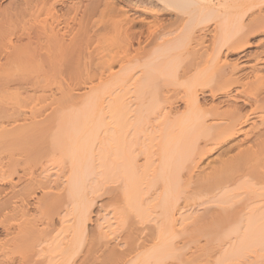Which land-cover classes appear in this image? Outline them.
I'll return each mask as SVG.
<instances>
[{
  "label": "bare ground",
  "instance_id": "1",
  "mask_svg": "<svg viewBox=\"0 0 264 264\" xmlns=\"http://www.w3.org/2000/svg\"><path fill=\"white\" fill-rule=\"evenodd\" d=\"M95 1L13 0L11 10L34 12L32 22L40 30L26 40L18 27L0 34V184L8 186L1 189L0 264H83L89 258L95 264L100 257L105 264H192L197 256H185L175 240L194 238L188 246H195L206 230L204 243L219 250L216 264L241 260L250 249L257 254L256 247L264 248V216L250 217L242 237L234 210L220 209L223 216L208 208L207 215L182 220V231L177 212L192 200L216 196L222 205L231 196L226 183L209 191L187 185L214 162H201L200 144L231 151L264 122V45L245 53L249 35L264 32V0ZM96 13L118 22L110 37H99L104 46L94 63L82 49L92 41L85 19ZM166 15L173 21L166 23ZM117 23L147 28L146 45L132 47L128 31L135 29L120 26L124 33L119 32ZM209 25L212 53L205 54L198 35ZM223 49L245 58L244 76L236 77L238 64L227 67ZM234 84L232 97L246 98L258 112L254 117L239 119L235 108L222 117L216 106L201 107L200 90L226 94ZM236 136L242 138L229 143ZM46 163L56 169L53 179L47 178ZM36 190L42 198L31 204ZM97 196L109 199L102 204L109 218L103 219L107 229L98 224L102 228L93 238L87 223ZM56 219L69 224L64 232L54 228ZM212 246L203 244L205 256Z\"/></svg>",
  "mask_w": 264,
  "mask_h": 264
},
{
  "label": "rangeland",
  "instance_id": "2",
  "mask_svg": "<svg viewBox=\"0 0 264 264\" xmlns=\"http://www.w3.org/2000/svg\"><path fill=\"white\" fill-rule=\"evenodd\" d=\"M10 1H11V3H10ZM12 1L13 0H0V34L1 33H6L7 31H9L10 29H13L14 27H18L19 30H20L19 32H20V34H21V36L23 37L24 40H26L27 38H34L36 36V34L39 32L40 29H39L38 26L36 27V25H38L37 23H33L34 22L33 19L35 17L34 16H32V17L30 16V15H33V14H30V12H32V11L29 12L28 11L29 9H23V10H20V13L22 14V15H20L19 12H15L14 10H11ZM93 2H94V0H93ZM95 2H97V0ZM130 2L135 3L133 1H130ZM98 8L100 9L101 6L100 7L98 6ZM58 9H61V7L58 6ZM102 9L103 8H101V10ZM26 10H27V12H26ZM11 11H13V12H11ZM14 12H15V14L17 13L20 16H18L17 14L16 15L15 14L13 15ZM32 13H34V12H32ZM166 16H164V20L167 19V18L168 19L165 20V22L166 21L169 22V20H172L173 21L172 17H170L168 15H166ZM114 19H116V20H114ZM114 19L111 18L109 15H101L100 13H98V14L96 13L94 15V17L93 16L91 17L90 21L87 18L85 19V20H87V23L84 20V22L86 23L84 30L86 29L85 30L86 31V34L88 33L91 36V40H92L91 43H90V45H89L90 48H88L86 52H85V49L84 48L82 49L84 51V54H85L84 56L87 57V60H88V57H89L94 62V59L96 60V58H99L100 57L99 56L100 55V48H101V46H104V45L101 44V40H99V37H105L106 38V37H110L112 35V27L114 26L113 23L115 21H117V18H114ZM168 22H166V23H168ZM126 25H128L127 26L128 28L127 27L125 28ZM126 25L118 24V28L120 29V26H121L123 29L125 28L124 31L127 32L126 31L127 29H130L131 26H134L133 24L131 26L129 24H126ZM135 25L136 26L133 27V29H135V31L133 29H130V30H133V31H128V34L129 35H132V36H130L131 38L130 37H128V38L131 39V43L133 45L132 47L137 48L138 46H140V45H138V43H140V44L142 43L141 44V47L143 46V44L146 45L145 44L146 43V39H147V35L146 34H148V32L146 31L147 28L142 31V29L140 28L141 24L136 23ZM209 26L207 27V29L206 28L203 29V31L201 33H199L200 35H198V38L201 39V41L203 39L202 42L204 43L203 45H204V48L205 49L202 48L203 46L202 47L200 46V47L202 48V51L201 52L202 53H205V54L208 53V52L212 53V49L210 47H212L211 46V38H212L211 36H212L213 27L211 25H209ZM122 28L120 30H122ZM119 32H123V30L122 31H119ZM130 32H132V33L134 32V33L133 34L132 33L130 34ZM141 32H143V35H142ZM140 33H141V35H140ZM86 34H85V36H86ZM136 34H138V36ZM143 36H144L145 39L143 38ZM137 37H139V38H137ZM171 37H172V35H171ZM202 37H204V38H202ZM132 38H133L134 42H132ZM248 39H249L248 40V42H249L248 46L249 47L246 46L245 53H254L256 51L258 52L259 50H261L263 48V45H264V32L263 31L262 32L259 31V33H258V31H256V33L255 32H252L249 35V38ZM85 46H83V47H85ZM200 47H199V49H201ZM83 51H82V53H83ZM223 52H225L226 55ZM223 52H222V55L221 56L223 58L224 55H225L224 58H226L225 60L228 62L227 64L230 63L231 66L233 64L234 65L235 64H238L237 65L238 68L235 69V72H234L235 75H236V77L237 76H240V75L241 76H244V73H246V70H245V68H242V63H243V61H245V58H240V52H238V53H231L230 52L229 53V52H226L225 49H223ZM97 56H99V57H97ZM253 59H254L253 57H249V59L246 60V61L252 62ZM230 64L227 67H229ZM231 66L229 68H232L233 67V66L232 67ZM66 69L67 68H65L64 73L65 72L67 73ZM68 73H69V71H68ZM66 76H67V74H66ZM237 87H238V85H235L234 84V85H232V87H230L231 90H230V88H228V91L226 93L227 95L226 94H222V93L220 94L219 92L218 93L216 92V94H214V96L211 95L212 97L207 95V91L204 92V91H201L200 90L198 92V96H199L198 99H199V102L201 104V107L204 110H208V111H210L209 109H211L212 107L214 108V109L212 108L213 110H215V108L217 107V108H219L218 109L219 111L216 112L217 114L216 113L215 114L219 116L222 113L221 114L222 117L225 116V113H227L226 114V117H227L228 116V113H229V112H223V111L234 110V108H235V110L237 109L236 112H234V115H236L235 117H238L239 119H243V118L245 119L246 117L248 118V116H249L248 119H250V118H252V115L254 117V115H256L258 112L255 113L253 111L254 110V107L252 105L248 104V102H246V101H248L246 98H244V97L241 98L240 97V99H241L240 100L239 98H236L235 99V97H232V96H235V89ZM228 96L231 97V98H229ZM262 96H264V94ZM233 98H234V100H233ZM261 103L264 104V101L263 102L261 101ZM219 112H220V114H219ZM205 113H207V115H209V117H212L211 115H215L214 112H209V114H208V112H205ZM256 125L257 126L255 127V129L253 128L254 131L251 130L252 131L251 136H248V138L245 139L246 141L244 140L243 143H241L239 146H236V147L232 148L231 151H228L227 150V151L223 152V150H225V149L224 148H220V149L214 150V151L211 150L212 151L211 152L210 149H208V147L204 146V143H203V145H202V143L200 144L201 152H202L201 154H203V157L201 156L202 158H200L201 162L203 161L202 163H205V162H207L208 160H211V159H214V162L210 166H208L207 168H205L204 170H199L200 173L197 170V172H198L199 175L197 176V174H195V179H196V176H197L198 182H196L197 179L196 180L194 179V181H195L194 183L193 182L190 183V184L187 183V185L193 184V186L191 185L193 187V191H196L194 188H196V189L199 188V190H201V188H203L202 189V191H203L204 190V187L207 186V188H208L207 191H209L211 188L220 187V186H222L223 184L226 183L227 186H226L225 189H226V191H229L230 192L231 196L228 199L229 201L226 200L225 203L223 202L224 204L221 202L222 205H220V202H218L216 196L213 199H216L217 201H215V200L213 201L212 198L207 199L205 197L202 198L204 200H201V202H199L200 200H198V202H196V200H192V201H194L193 202L194 204L191 201L190 202L191 205L189 204L187 206L188 208L186 207V209L184 208L185 210L181 209L180 211L177 212L178 213L177 214V217L179 219V221H178V230L180 229L179 231H182L181 229H183L184 223H185V222H182V220L186 219V217H189L190 216L189 218H197L199 216H203L204 214L207 215V213H206L207 211L206 210H209V209H212V210H209L208 211L209 214L211 213V211H212L213 214L219 213V212H221L220 209H223L225 212H227V211L232 212V210H234L235 212H237L238 217L236 215V218L238 219V222L240 220L239 223L241 225L240 228L242 230L241 231V233H242L241 236L243 237V235L245 234V232L247 230L245 228L247 227V222L250 219V217H253L254 215H256L257 217L264 216V122H262V124H261V121H259L258 124H256ZM251 131H250V133H251ZM250 133H249V135H250ZM241 138H242V136H236L229 143H233L235 141L238 142ZM225 147H226V145H225ZM143 160L144 159L141 158V162ZM46 167L50 171L47 170L48 171L47 172L46 170H44V171H42V173L40 171L41 175L44 172L45 173L47 172V174H46L47 175V178L49 177L50 179H53L50 175L52 173H54V171L56 173V169L54 168V170L51 171V169H53L51 167H54V166L51 165V167H50V164L49 163L46 165ZM49 172H51V173H49ZM45 173L42 176L40 175L42 179L44 178L43 176H45ZM45 178H46V176H45ZM45 178H44V180H45ZM199 181H200V183H199ZM195 183H198V185L196 184V186H195ZM203 184H205V185H203ZM187 185H186V187H187ZM202 185H203V187H200ZM2 187H4V189H5L8 186L6 187V186H3V185L0 184V201H3L4 200L3 199L4 196H3L2 192H1L2 191L1 189H3ZM190 187L187 188V190H189L191 192L192 191V188H190ZM207 188L205 187V191H206ZM36 191L35 192H36V194L38 196L36 194L35 195L37 197H39V198H37V197H35V195H33L31 197V199H30L31 204H34L38 199L42 198V197H40V196H42L41 195L42 194L41 191L40 190H36ZM216 193H218V190H217ZM251 194H253V195L255 194L254 195L255 197H253V195H251ZM219 196H220V194H219ZM219 196H218V199L220 198ZM92 198L95 199L94 197H92ZM106 198H107V196H102L100 198H98V196H97L96 197V200H93L92 199L93 200L92 201L93 206H92V209H91L92 216H91V219H90L91 222L88 221V223H87V231L89 233L91 232L90 234L94 233L93 234V238H95L99 226L102 228V225H99L98 226V224H100V223L103 224V229L104 228L107 229V226L104 227V225L107 224V221L103 222V219L105 217V219L108 220L109 216L106 215V214H108L107 212L102 211V210H104L103 209L104 208L103 205L104 204H107V202L109 201V199L108 198L106 199ZM35 199H36V201H35ZM205 199L207 200V202H208V200L210 201V203L212 202L211 204H213V205L210 206V203L209 202H208L209 203V206H207L208 204H204V203H206ZM216 203H219V204L216 205ZM218 205L220 206L219 208H218ZM214 206L217 207L218 209L215 208ZM30 207H32V206H30ZM31 210H34V209H31ZM218 210H220V211H218ZM224 211H222V212H224ZM222 212L220 214H222L224 216V214ZM31 213L34 214V211H31ZM104 214H105V216H103ZM220 214H218V215H220ZM188 222H190V221H188ZM37 223L39 224V222H37ZM235 223L236 222H234V225H235ZM260 223H263L264 224V219H262L260 221ZM65 225L67 226L69 224L66 223V224H63V226H62V223H60V221L56 219V221H55V227L54 228L55 229L57 228L58 229L57 231H60L62 229V231H60V232H64L63 229H64V226ZM227 225L228 224H226V226L225 227L223 226V227L226 228ZM66 226H65V229H66ZM39 227L42 228L41 225ZM2 230L3 229L0 227V241L2 240L1 243L4 240V235H3L4 233H3ZM93 231H95V232H93ZM104 231H105V229H104ZM206 231L203 232V233H201V235L198 234L197 237L195 236L196 237L195 246H193L194 244H190L189 245L190 246V249H191V246H192V249L191 250L190 249L188 250V248H186V247H189L188 246V244H189L188 242L194 243V242L191 241V239H193V241H195L194 238H190V237L188 238V237L184 236V238L182 237L183 238L182 239L181 236H178L179 238H181V240L178 237H177L178 239L175 240L176 243H177V245L180 246L179 249L181 251H182V248L183 249L185 248L182 251V253L185 254V256H187V257L190 256L189 258H191L192 257L191 255L194 254L193 256H197L198 257V258L197 257H192V259H194V262H195V263L192 262V264L193 263L194 264H196V263L199 264L200 260H201V262L203 264H205V263H207V264L208 263H210V264H216L214 261H218L216 259L217 258L218 259L220 258V255L219 256L218 255H215V254H217L219 252V250L216 249V247L214 248V246L207 245V243H204V242H206V239L204 240V238L206 236V235H204V233H206ZM89 233H88V236H89L88 238L91 239L92 236ZM233 239H234V241H233ZM187 240H189V241H187ZM198 240H200V242H198ZM237 241L238 240L235 239V236H232V240H231L232 245H234L235 243H237ZM117 243H118V240L117 241L116 240L113 241L112 242V246H114ZM200 243H203L204 246H206V248L212 246L213 249H211V250H213L212 251L213 253L210 251V248H211L210 247V248H208L209 251L206 250L207 255L205 256V254H206L205 253V250H204L205 247L203 249V244L201 245ZM184 244L186 245V247H185ZM177 245L175 244V246H177ZM198 247H200V248H198ZM261 248H263V247H261ZM261 248L256 247L257 254H259V256L262 255L263 256V257L261 256L262 258L259 257L256 253H255L256 255L254 253H252V252H254V250L253 249H250L251 252H248L247 253L248 255L246 253H244V254H246V256L245 255L242 256L245 259L239 257V258H241V260L238 259V258H236L237 260L234 261L235 263L228 261V262H225V264L226 263L227 264H233V263L234 264H240L241 261H242L241 264H247V263L248 264H264V248H263V250ZM179 249L176 248V251L175 252L176 253H180L179 252L180 251ZM195 249H196L197 252H199L198 254L195 251ZM258 249H259V251H258ZM177 250H179V251H177ZM200 250L203 251L204 254L200 253ZM184 252H186V253H184ZM182 253H180V254H182ZM208 253L209 254L211 253L209 255L210 258L208 256ZM195 254H197V255H195ZM203 255L205 256L204 259H202L203 258ZM200 256H201V258H200ZM211 256H213V257H211ZM207 257H208V262L206 261L207 260L206 259ZM100 258H99V261L101 260L100 262L103 263L104 258H102V257H100ZM195 258H196L197 262L195 261ZM89 259L87 261H84L83 264H85V262L87 264H93L94 263V259L92 261H91L92 258H89ZM192 259H189V261L192 260ZM80 262H78V264ZM100 262L97 263L95 261V264H99ZM105 262H106V260H105ZM105 262L103 264H105ZM168 262L172 264V262H170V261H166L163 264H167ZM201 262H200V264H201ZM188 263H184V264H188Z\"/></svg>",
  "mask_w": 264,
  "mask_h": 264
}]
</instances>
